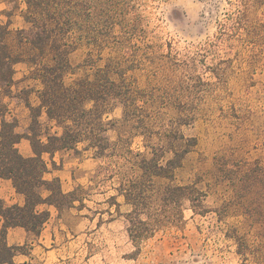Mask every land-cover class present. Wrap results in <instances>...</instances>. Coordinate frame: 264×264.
<instances>
[{
	"label": "rangeland",
	"instance_id": "1",
	"mask_svg": "<svg viewBox=\"0 0 264 264\" xmlns=\"http://www.w3.org/2000/svg\"><path fill=\"white\" fill-rule=\"evenodd\" d=\"M30 16L33 39L71 45L69 79L107 64L117 79L106 91L107 130L98 139L110 142L102 173L122 193L142 172L136 161L151 157L145 144L153 134L188 151L172 180L152 186L146 175L131 196L141 202L140 219L156 227L151 237L131 239L137 264H264V0H31ZM7 36L20 51L33 47ZM85 60L88 67L78 68ZM120 90L146 113L142 123L123 122ZM161 154L164 163L173 155ZM126 202L130 228L135 207Z\"/></svg>",
	"mask_w": 264,
	"mask_h": 264
},
{
	"label": "crops",
	"instance_id": "2",
	"mask_svg": "<svg viewBox=\"0 0 264 264\" xmlns=\"http://www.w3.org/2000/svg\"><path fill=\"white\" fill-rule=\"evenodd\" d=\"M29 14L28 0H0V245L13 264H137L129 204L102 173L103 156L88 140L53 143L64 124L43 103L41 72L7 36L20 43Z\"/></svg>",
	"mask_w": 264,
	"mask_h": 264
},
{
	"label": "trees",
	"instance_id": "3",
	"mask_svg": "<svg viewBox=\"0 0 264 264\" xmlns=\"http://www.w3.org/2000/svg\"><path fill=\"white\" fill-rule=\"evenodd\" d=\"M30 2L31 0H28L29 6ZM71 8L72 9H70L69 12L75 14V7L72 5ZM28 20H30L34 26H37V22L33 21L34 19L31 20L30 14L28 16ZM32 33L33 31H20L21 42L25 44H32L33 47L29 50H25L27 54H30V50L35 48L39 50L38 55L32 56L30 62L32 64H36L38 67L46 87L48 83H50V90L47 91L45 87L42 93L43 103L44 105L50 107L52 114L58 118V122L64 124V128L66 129L64 135L54 138L53 143L56 144L55 142H60V146L67 147L76 142L88 140L89 145L96 148L99 154L103 155V151L110 146V142L108 141L109 139L106 141L105 145L102 141H100V139H98V136L107 130L103 122V117L106 113V110L104 109L105 95L106 91L111 87L109 84H111L112 89H114L113 85L117 83V79L111 75L112 73L111 69H109V65H106V69H101L98 67L99 65L96 66L95 64H90L91 67H98V70L94 71L95 74L92 76L90 74H84L83 76L69 79L68 77L72 78V76L75 75V72L70 71L71 65L68 57L70 53L69 50H66L65 48H70L71 45L67 41L63 43V41L59 40L57 44H52L49 47L47 38H42V36L37 35L36 39H38V41L36 42V39H33L32 37ZM1 50H3V52L0 53V71L4 67V54L6 53L5 47ZM86 61L87 60H85L84 63L79 64L78 68L88 67V63L86 64ZM100 72H102V74H99L98 78V73ZM120 76L124 77V74H121ZM101 77L104 78L101 79ZM0 80H4V77L2 76ZM115 92L123 99V122L127 124L131 120V117L134 116L136 121L138 120V122L142 123V116L146 119L147 115L146 113L144 115L142 114V116L138 115V111L133 109L135 108L132 105L134 97L130 94V91L125 92L120 90ZM89 103H93L90 108L87 107ZM96 128H98L97 133ZM138 128H142V131L137 130V132L142 133L136 134H144V136L147 137L148 131H143L145 130L143 127ZM70 130L76 131L72 132ZM158 134H153L150 137V143L145 144L147 149L150 148L151 157L147 158L144 155L140 161H136L133 165L137 168V171L141 170L142 172L140 174L137 173L135 178L131 179V186L129 188L131 191H129V194H124L126 200L135 207L134 211H132L129 215L130 221H132L129 233L132 240L136 243L138 240L151 237L156 231V227L154 223L155 220L151 219V217L150 220L148 219L149 221L140 219L141 215L139 210L141 202L137 197V199H135V203L131 202V196H133L134 192H137L141 188L140 185L144 184L142 183L143 181L141 182L144 177H149L146 181L151 183L152 186L155 185V178L172 180L174 178L173 171L176 167L181 165L184 155L188 152L187 150H182L181 152L176 151L174 143H167L165 136L162 137V135ZM155 138L157 139V142L154 141ZM36 143L34 141V147L38 149ZM127 150L132 153L131 147L128 146ZM162 152H171L173 155L164 163L161 157ZM136 156L139 157L143 155H141V153H137ZM20 161L21 164L25 163V159L20 158ZM121 186H123V183ZM182 189V186L177 187V190ZM168 191L173 196V194L176 193V185H170L168 187ZM9 255L7 247L0 245V264H13Z\"/></svg>",
	"mask_w": 264,
	"mask_h": 264
}]
</instances>
